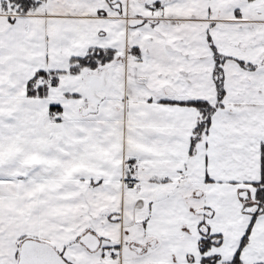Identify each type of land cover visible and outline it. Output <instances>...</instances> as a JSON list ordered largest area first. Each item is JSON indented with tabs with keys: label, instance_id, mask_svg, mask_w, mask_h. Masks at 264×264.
<instances>
[{
	"label": "snow or ice",
	"instance_id": "obj_1",
	"mask_svg": "<svg viewBox=\"0 0 264 264\" xmlns=\"http://www.w3.org/2000/svg\"><path fill=\"white\" fill-rule=\"evenodd\" d=\"M0 264H264V0H0Z\"/></svg>",
	"mask_w": 264,
	"mask_h": 264
}]
</instances>
